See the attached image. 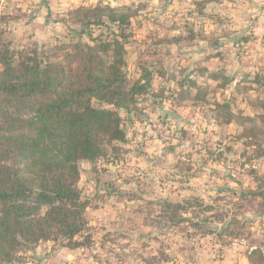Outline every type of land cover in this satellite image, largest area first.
<instances>
[{
    "label": "rangeland",
    "instance_id": "374dc122",
    "mask_svg": "<svg viewBox=\"0 0 264 264\" xmlns=\"http://www.w3.org/2000/svg\"><path fill=\"white\" fill-rule=\"evenodd\" d=\"M42 1L58 3L0 0L3 40H118L130 83L142 69L153 77L133 108L116 110L123 141L78 162L82 233L22 247L9 264H186L234 244L264 252V137H247L249 119L264 117V0H83L32 26ZM80 8L123 10L128 24L104 18L82 35L67 20L66 30L59 15Z\"/></svg>",
    "mask_w": 264,
    "mask_h": 264
},
{
    "label": "trees",
    "instance_id": "16d2710c",
    "mask_svg": "<svg viewBox=\"0 0 264 264\" xmlns=\"http://www.w3.org/2000/svg\"><path fill=\"white\" fill-rule=\"evenodd\" d=\"M119 13L80 8L59 16L66 30L67 20L81 24L83 35L104 18L127 25ZM4 35L10 34L0 31V264H9L22 247L70 244L82 233L88 202L77 189L78 162L95 161L106 146L123 141L116 110L136 105V96L151 89L153 71L142 69L143 78L130 83L118 40L88 46L66 34L67 42L19 49ZM109 53L110 64L103 58ZM94 101L114 110L95 108ZM249 123L248 138L264 137V117ZM243 253L251 264H264L260 248L249 245Z\"/></svg>",
    "mask_w": 264,
    "mask_h": 264
},
{
    "label": "crops",
    "instance_id": "0c3cea01",
    "mask_svg": "<svg viewBox=\"0 0 264 264\" xmlns=\"http://www.w3.org/2000/svg\"><path fill=\"white\" fill-rule=\"evenodd\" d=\"M83 0H58L56 2L58 3H40L37 7L36 10L34 11V20L32 21V26H37L41 20H44V23H47L45 20V16L50 14H53L56 12V7H58V11H64V9L71 7L74 3L81 2ZM30 24V25H31ZM241 244H237L236 246H230V247H216L214 248V251H219L222 256L220 258L217 257H206V259H199L194 260L192 262L186 261V264H251L244 253L242 252L243 247H240ZM218 249V250H217ZM217 258V259H216ZM137 263V261L135 262ZM144 261L141 263L139 262L138 264H143ZM163 264H173V262H166Z\"/></svg>",
    "mask_w": 264,
    "mask_h": 264
}]
</instances>
